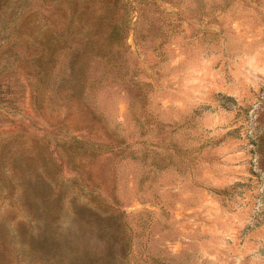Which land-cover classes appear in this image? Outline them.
Here are the masks:
<instances>
[{"label": "rangeland", "instance_id": "rangeland-1", "mask_svg": "<svg viewBox=\"0 0 264 264\" xmlns=\"http://www.w3.org/2000/svg\"><path fill=\"white\" fill-rule=\"evenodd\" d=\"M0 264H264V0H0Z\"/></svg>", "mask_w": 264, "mask_h": 264}, {"label": "trees", "instance_id": "trees-1", "mask_svg": "<svg viewBox=\"0 0 264 264\" xmlns=\"http://www.w3.org/2000/svg\"><path fill=\"white\" fill-rule=\"evenodd\" d=\"M44 3L46 4V2L44 1ZM36 12H38V11H36ZM47 31V30H46Z\"/></svg>", "mask_w": 264, "mask_h": 264}]
</instances>
